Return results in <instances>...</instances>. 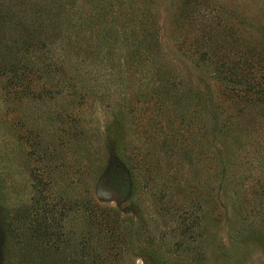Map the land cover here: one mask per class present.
Masks as SVG:
<instances>
[{
  "label": "rangeland",
  "instance_id": "rangeland-1",
  "mask_svg": "<svg viewBox=\"0 0 264 264\" xmlns=\"http://www.w3.org/2000/svg\"><path fill=\"white\" fill-rule=\"evenodd\" d=\"M123 1L146 15L151 69L161 72L157 80H167L171 90L190 99L175 105L173 98H149L157 80L136 96L121 48L118 66L110 62L113 56L74 70L76 60L64 58L71 75L90 91L95 86L96 93L86 91L83 104L68 95L41 105L29 97L1 104L0 264L38 261L21 254L18 246H25V237L10 241L6 250L4 228L19 225L16 212L29 205L33 178L45 180L47 168L58 183L52 197L73 182L76 193L87 186L97 205L118 213L122 264H264V102H240L225 89L216 63L221 58L251 63L264 51V0ZM201 36L213 42L201 45ZM204 52L207 59L201 60ZM110 65L111 71L104 70ZM124 96L131 99L123 104ZM83 122L92 145L82 141ZM35 143L40 148L30 147ZM134 159L144 171L142 179L137 177L141 190L131 198L126 165H135ZM167 207L169 215L159 211ZM56 219L63 234L84 232L79 218ZM182 219L186 231L179 225ZM84 235L79 246H89ZM50 246L60 251L65 235ZM156 251L161 257L150 258Z\"/></svg>",
  "mask_w": 264,
  "mask_h": 264
},
{
  "label": "trees",
  "instance_id": "trees-1",
  "mask_svg": "<svg viewBox=\"0 0 264 264\" xmlns=\"http://www.w3.org/2000/svg\"><path fill=\"white\" fill-rule=\"evenodd\" d=\"M142 14L145 15L139 8L123 0H0V106H8L7 99L27 97L41 105L47 99L53 100L65 95L82 103L90 88L88 90V86L76 79L79 77L71 75L73 72H68L64 58L72 57L76 60H72L74 68L70 66L74 70H77L79 64L96 66L94 58L104 62L113 56L110 62L118 66L116 56L121 48L125 50L129 67L133 71L127 78L129 89L132 88L136 96H143L141 91L153 86L152 82L158 79L161 72L151 69L152 49L148 43V23L146 15ZM200 41L204 42L201 45L207 47L213 38L208 37L206 40L201 36ZM217 51H221L220 45ZM255 55V62L251 63L236 60L226 63L223 58L216 61L218 76L225 83V89L240 102L242 99L248 100L246 103L253 99L258 103L264 102V51ZM206 59L207 54L204 52L201 60ZM112 65L104 67V70L111 71ZM256 68L258 72L255 73L253 71ZM115 73L118 75L119 72ZM136 74L138 79L135 78ZM120 75L118 83L123 86L124 81ZM88 80L87 72L82 81L87 84ZM157 81L158 87L152 89L149 98L159 102L173 98L175 105L190 99L188 95H178L174 92L177 90H171L173 86L167 80ZM94 87L91 86L90 92L96 93ZM131 97L124 96L122 103L129 102L127 100ZM58 113L67 117H82L74 112ZM84 124L81 127L82 141L92 145V140L88 141L90 137L84 136L87 129ZM73 135L76 137L79 134ZM33 146L40 148L39 143L30 145ZM28 152L29 156L35 154ZM43 156L46 163L52 161L47 153ZM137 161L134 159L135 165L131 164V167L126 165L131 182V198H135L141 190L137 177L142 179L140 173L144 169L137 165ZM49 171L52 170L47 168L44 171L45 180H36L34 176L37 182L32 185L34 195L28 206L16 212L15 218L19 225L7 223L4 228L5 249L9 251L6 244L9 245L10 241L25 237V246H18L21 254L28 259L35 257L38 261L21 264H122V250L125 246H120L124 240L116 226L120 219L118 213L97 205L87 186L83 192L76 193L71 187L73 182H67L68 185L66 183L67 191H63V194L52 197V192L58 189V183ZM98 173L101 172L98 170ZM94 174L97 175V170ZM48 196L53 198L52 201ZM159 200L162 202L164 195L160 194ZM159 211L169 215L170 209L160 208ZM56 217L59 221L79 218V226L85 232L84 238L89 239V246H79L82 237L79 236L84 232L77 233L75 237L70 236V230L67 234L60 232L61 226ZM183 220H180L179 225L186 231L188 229ZM54 225L58 232H54ZM61 235H65L66 246L59 251L50 244ZM30 242L38 246H31ZM13 247L10 246V249ZM149 257L159 259L161 254L156 251L150 253Z\"/></svg>",
  "mask_w": 264,
  "mask_h": 264
}]
</instances>
